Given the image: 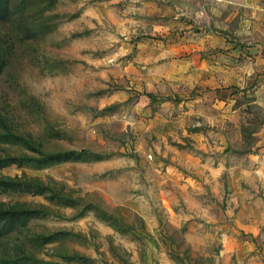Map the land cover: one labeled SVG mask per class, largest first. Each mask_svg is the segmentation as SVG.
Returning <instances> with one entry per match:
<instances>
[{"label": "rangeland", "instance_id": "1", "mask_svg": "<svg viewBox=\"0 0 264 264\" xmlns=\"http://www.w3.org/2000/svg\"><path fill=\"white\" fill-rule=\"evenodd\" d=\"M163 11L158 0H0V73L16 51L36 60L37 78L30 83L45 104L32 101L23 107L42 118L51 133L35 139L16 135L7 102L0 99V127L6 133L0 138V214L10 209L31 212L14 220L0 216V236L24 227L30 219L79 209L67 221L73 228L43 237L31 245L37 253L12 264H96L93 254L102 255L99 264H251L260 256L258 241L264 233L260 135L249 132L246 149L229 145L222 153L211 154L204 149L212 139L204 144L179 133V139H173L167 135L169 128H157L163 142L155 133L150 139L145 136L144 151L151 149L158 172L169 178L151 193L145 190L140 145L131 131L127 133L131 153L109 152L105 158L86 147L124 127L112 117L123 114L133 98L137 105H142L141 96L155 103L159 93L152 91L156 87L152 76L173 73L185 67V61L205 65L202 50L187 41L180 43L183 31L169 28L175 17L161 15ZM68 16L65 31L74 38L67 44L45 39L55 23ZM111 70L125 74L114 77ZM205 91L213 89L206 86ZM216 91L219 102L226 104L229 90ZM219 98L207 96L201 103L210 106ZM261 127L253 130L259 133ZM208 130L218 126L206 129L202 133L206 138ZM49 143L62 149L57 158H48L54 155L45 151ZM129 160L138 167L134 169ZM61 163L78 166L80 174L70 179L82 183L80 189L45 185L35 175ZM18 171L21 176L14 180L7 176ZM37 197L47 206L28 203ZM9 200L18 202L10 206ZM248 245L254 250L245 255ZM257 264H264V257Z\"/></svg>", "mask_w": 264, "mask_h": 264}, {"label": "clouds", "instance_id": "2", "mask_svg": "<svg viewBox=\"0 0 264 264\" xmlns=\"http://www.w3.org/2000/svg\"><path fill=\"white\" fill-rule=\"evenodd\" d=\"M113 2L117 3L119 0ZM158 2L164 9L161 15L175 17V22L169 23L168 27L174 31L175 29L183 31L184 39L180 40V43L187 41L202 50L206 58L205 65L201 66L198 61L195 64L185 61V67L173 73L152 76V82L156 86L152 91L159 93L155 103L149 101L146 96H141L142 105H137L133 98L123 114L112 117V120L121 122L124 127L117 129L114 135L105 136L103 141H92L86 145L92 152L105 158L109 152L117 155L131 153L132 141L127 138V133L131 131L136 136V143L140 145L137 151L142 158L140 167L145 169L143 181L148 185L145 190L149 193L169 178L161 176L158 172L160 166L151 159L149 155L151 149L144 151L147 148L145 136L150 139L155 133L158 140L163 142L164 136L156 133L157 128H169L167 135L173 139H179L177 133L182 137L190 136L191 140L204 144L208 143V139H212V144L204 149L211 154L222 153L229 145L234 149H246L249 132L260 135V143L264 144V127H261L259 133L253 130L258 126H264V0H158ZM153 9L160 11L155 5ZM128 10L134 11L131 8ZM180 17H184L183 22H180ZM70 20L71 17L68 16L55 23V27L46 34L45 39L62 44L69 43L74 38L65 31V25ZM194 28H198L199 32L193 31ZM123 34L121 31V35ZM124 39L126 41L127 36ZM221 64L223 67H220ZM124 74L123 70H111L114 77ZM35 78L36 60L28 54L21 56L19 51H16L15 56L0 73L2 83L0 99L6 100L8 111L14 118V133L21 137L30 135L34 139L51 134L42 118L27 113L23 107L32 101L40 105L45 104L44 98L34 94L31 87L30 82ZM206 86L211 87L213 91L206 92ZM217 89L229 90L226 104L219 102ZM233 93L236 95L233 96ZM253 94L256 96L254 100L251 99ZM207 96L219 99L216 103L206 106L201 103V99ZM122 99L127 97L124 96ZM237 100L241 101L238 105ZM234 106L235 111L232 110ZM217 109L219 111H215ZM117 111L119 113V110ZM145 117L150 119L146 120ZM217 126L218 130L207 131V138L202 134L206 129H215ZM3 134L6 133L0 127V135ZM122 143L124 147H121ZM45 151L55 155L62 149L49 143L45 145ZM156 151L159 152V148H156ZM260 159L264 160V148H261ZM220 161L222 167V157ZM128 162L134 169L138 167L134 160ZM79 174L80 169L77 165L61 163L46 167L35 175L39 176L45 185L66 184L68 191L83 186L82 183H73L70 179ZM7 176L14 180L21 176V172ZM76 195L83 193L77 192ZM16 202L18 201L9 200L7 203L11 206ZM28 203L47 206V201L42 197ZM78 211L79 209H74L65 215L59 210V214L52 218H33L24 227L0 236V264H12L25 255L37 253L39 250L31 245L58 229L73 228L74 225L67 221ZM258 243L261 244L260 256L251 264H257L259 258L264 257V233L261 234ZM253 250L254 247L248 245L245 255ZM102 258V255L93 254L96 264H99Z\"/></svg>", "mask_w": 264, "mask_h": 264}, {"label": "trees", "instance_id": "3", "mask_svg": "<svg viewBox=\"0 0 264 264\" xmlns=\"http://www.w3.org/2000/svg\"><path fill=\"white\" fill-rule=\"evenodd\" d=\"M1 139H4L3 137H5V135H0ZM71 153V152H70ZM59 156V154H56V155H53V156H49L48 158H57ZM13 185V184H11ZM31 212L29 211H19V210H6V211H3L1 212L0 216H2L3 218H7L9 220H14L16 217H18L19 215H28L30 214Z\"/></svg>", "mask_w": 264, "mask_h": 264}, {"label": "built area", "instance_id": "4", "mask_svg": "<svg viewBox=\"0 0 264 264\" xmlns=\"http://www.w3.org/2000/svg\"><path fill=\"white\" fill-rule=\"evenodd\" d=\"M151 157V156H150Z\"/></svg>", "mask_w": 264, "mask_h": 264}]
</instances>
